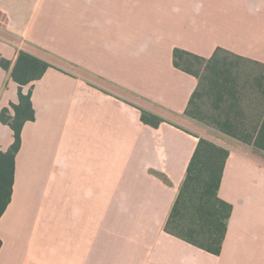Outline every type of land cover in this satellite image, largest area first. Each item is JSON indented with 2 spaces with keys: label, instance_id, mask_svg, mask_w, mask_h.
Listing matches in <instances>:
<instances>
[{
  "label": "crops",
  "instance_id": "crops-1",
  "mask_svg": "<svg viewBox=\"0 0 264 264\" xmlns=\"http://www.w3.org/2000/svg\"><path fill=\"white\" fill-rule=\"evenodd\" d=\"M0 11V111L17 103L20 51L51 65L23 88L34 119L0 218V264H264V153L252 147L225 161L219 255L164 230L203 136L184 116L198 81L173 50L264 64V0H0ZM13 141L0 124V151Z\"/></svg>",
  "mask_w": 264,
  "mask_h": 264
},
{
  "label": "trees",
  "instance_id": "trees-1",
  "mask_svg": "<svg viewBox=\"0 0 264 264\" xmlns=\"http://www.w3.org/2000/svg\"><path fill=\"white\" fill-rule=\"evenodd\" d=\"M8 22L7 15L0 11V27ZM173 65L198 81L192 93L184 116L189 121L199 123L202 114L196 100L200 99L199 85L206 83V94L214 99L215 109H220L228 101L239 102L237 74L242 62L264 64L217 48L210 58H202L181 49L173 50ZM2 68L9 62L0 61ZM51 67L47 62L20 51L11 72V79L18 85L17 103H11L0 111V124L13 131V143L5 152L0 151V218L5 212L12 194L15 158L21 145V131L26 122L33 121L34 110L31 103V88L23 93V88L39 80ZM201 72L204 76H201ZM260 87L261 83H260ZM264 97V89L262 90ZM141 121L156 127L161 119L142 111ZM219 133L242 145L264 153V115L252 134L237 135L236 125L228 117L214 120ZM229 151L215 143L200 138L187 167L185 178L171 207L164 230L196 248L213 255H219L231 213V205L218 197V189ZM1 248V241H0Z\"/></svg>",
  "mask_w": 264,
  "mask_h": 264
},
{
  "label": "rangeland",
  "instance_id": "rangeland-1",
  "mask_svg": "<svg viewBox=\"0 0 264 264\" xmlns=\"http://www.w3.org/2000/svg\"><path fill=\"white\" fill-rule=\"evenodd\" d=\"M201 76H204L203 72H201ZM236 76L239 102L235 105L232 101H228L221 105L219 110L215 109L214 99L206 94V83L201 80L198 91L200 99L196 100V103L202 114L199 117V123L190 121L203 131L201 138H205L227 151L242 144L220 134L214 124L215 119L230 118L236 125V134L242 136L243 134H252L264 115V97L262 95L264 67L251 62H242ZM260 83L262 87H260ZM255 157L264 163V154H256Z\"/></svg>",
  "mask_w": 264,
  "mask_h": 264
}]
</instances>
